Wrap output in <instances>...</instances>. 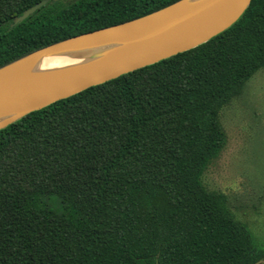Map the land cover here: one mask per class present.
<instances>
[{
	"label": "trees",
	"instance_id": "trees-1",
	"mask_svg": "<svg viewBox=\"0 0 264 264\" xmlns=\"http://www.w3.org/2000/svg\"><path fill=\"white\" fill-rule=\"evenodd\" d=\"M0 0V66L177 0ZM264 68V0L208 41L0 129V264H264L203 175Z\"/></svg>",
	"mask_w": 264,
	"mask_h": 264
},
{
	"label": "water",
	"instance_id": "water-1",
	"mask_svg": "<svg viewBox=\"0 0 264 264\" xmlns=\"http://www.w3.org/2000/svg\"><path fill=\"white\" fill-rule=\"evenodd\" d=\"M54 1L36 2L10 25ZM250 2L177 0L136 18L50 43L0 66V129L57 100L208 41L235 23ZM51 55L83 61L30 70L36 60Z\"/></svg>",
	"mask_w": 264,
	"mask_h": 264
},
{
	"label": "rangeland",
	"instance_id": "rangeland-1",
	"mask_svg": "<svg viewBox=\"0 0 264 264\" xmlns=\"http://www.w3.org/2000/svg\"><path fill=\"white\" fill-rule=\"evenodd\" d=\"M220 116L227 144L203 181L228 197L231 211L264 243V68Z\"/></svg>",
	"mask_w": 264,
	"mask_h": 264
},
{
	"label": "bare ground",
	"instance_id": "bare-ground-1",
	"mask_svg": "<svg viewBox=\"0 0 264 264\" xmlns=\"http://www.w3.org/2000/svg\"><path fill=\"white\" fill-rule=\"evenodd\" d=\"M83 61L79 58H68L64 56L51 55L36 60L31 66L30 70L49 69L53 67L67 66L77 62Z\"/></svg>",
	"mask_w": 264,
	"mask_h": 264
}]
</instances>
